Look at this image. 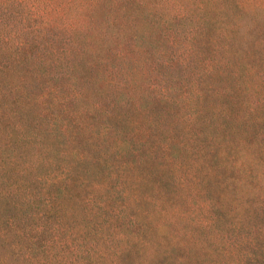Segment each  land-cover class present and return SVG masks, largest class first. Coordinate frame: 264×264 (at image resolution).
<instances>
[{
	"label": "trees",
	"instance_id": "16d2710c",
	"mask_svg": "<svg viewBox=\"0 0 264 264\" xmlns=\"http://www.w3.org/2000/svg\"><path fill=\"white\" fill-rule=\"evenodd\" d=\"M263 26L264 0H0V264H143L148 238H174L165 217L174 197L193 198L198 168L228 191L207 202L199 224L212 230L237 215L223 220L231 235H209L207 259L264 264V197L255 209L247 198L264 193V141L247 137L252 115L264 123ZM159 67L197 72L198 82L190 100L160 98L150 115L140 99L154 92ZM109 90L122 109L92 104ZM206 95L224 101L212 106ZM179 102L193 104L188 127L211 107L205 123L217 119L216 131L179 138L149 118ZM100 115L133 134L105 136Z\"/></svg>",
	"mask_w": 264,
	"mask_h": 264
},
{
	"label": "rangeland",
	"instance_id": "374dc122",
	"mask_svg": "<svg viewBox=\"0 0 264 264\" xmlns=\"http://www.w3.org/2000/svg\"><path fill=\"white\" fill-rule=\"evenodd\" d=\"M13 9L16 10V6H13ZM9 22L16 25V21H13L12 19H9ZM264 35V26L263 28L257 33V37H261ZM57 39H59V36H56ZM255 39V40H256ZM54 44H57V42H54ZM59 44V42H58ZM260 57L256 56L254 57L253 62L257 63L259 62ZM152 76H154V79L156 81V84L154 85V92L151 94L150 98H152L149 102L148 100L150 98H142L140 99V103L146 107V108H152V111H149V114L152 115L160 113L163 109L164 102L160 103L159 99L164 98L166 96L177 99L180 96L181 97H187L188 100L193 97L195 91L192 89L194 88L195 84L198 82L197 79V72L188 74L187 70L185 68H168V67H159L152 70ZM119 80H121V77H118ZM209 82H212V78L210 77ZM96 86V85H94ZM129 88V86H128ZM122 92H125L126 89H122ZM260 94H264V90H259ZM119 91L109 90L108 92H105L104 94H99L95 96V100H93L92 104H99L100 101L104 103V110L106 112L112 110L115 111V109H122V104L119 101V98L122 95H119ZM254 96V95H253ZM252 96V97H253ZM256 99H260L259 95L255 96ZM206 104H210L213 106V104L221 103L224 101L222 100H213L210 96L206 95ZM170 101V100H169ZM255 99L253 100V102ZM160 104L159 107L153 108L151 105H157ZM171 104V113H165L163 117H149L151 119H159L164 121H167L168 123H171L175 127V134L179 138H186L190 135L192 132L199 133V140H206L207 136H210L216 131V127L219 126V122L217 119H212L211 122L206 125V121L210 119L212 108L205 105V111L203 115L208 116L207 119H196L194 123L191 125V127H188L183 122V117L185 114H189L191 109L193 108V104L190 103L188 105H185V102H179L178 105H175L173 103ZM257 105V104H255ZM219 107V105H217ZM160 108V109H159ZM168 109V108H167ZM242 109H240L241 112ZM191 113V112H190ZM164 114V112L162 113ZM102 121L100 124L103 125H109V131L105 133V136L108 135V137L116 135L120 137L124 135H127L131 137L133 134V129L130 128L127 124H112V120H108L106 115H100ZM249 117V116H248ZM252 122H258L259 118L255 116H251ZM255 117V118H254ZM255 123L256 127H250V130L248 132L247 137H257V140L264 141V123ZM112 124V125H111ZM214 124H216L214 127H212ZM192 128V129H190ZM96 134V131L94 132ZM253 134H257V136H253ZM112 135V136H111ZM128 138V137H127ZM136 156V151L133 152V154H127V159H132ZM216 159L219 157V154L215 155ZM114 155H110V159H113ZM203 159V158H202ZM209 159L214 161V155L210 154ZM264 168V165L262 166ZM191 169H195L193 166ZM159 178L164 180V175L161 171H156ZM215 172L219 173V175L222 177L224 171L222 169H216ZM200 176V180L198 177ZM205 172L203 168H198V174L197 179L192 184V196L193 198L189 196L186 200L185 197H174L172 200L171 205L173 206V209L169 212L170 215L166 216L165 219H170L172 221V225L170 227V234H175L173 239H159L161 235H158V237H152L148 238L151 241V246L149 249L148 255L145 257L143 264H200L203 262V264H212V261H209L206 257V253L203 252V249L205 245L210 248V245L207 244L208 237L210 234H219L220 232L224 235H231V231L227 229L225 226V220L226 224H234L237 220V215L235 213L230 214L228 217L224 219H220L219 222H216L217 228L214 225V228L211 230L210 225H204L206 221H203V224L201 223L200 219L204 218L207 214V202L210 200H217L219 197L223 196L224 194H228V191L224 189V183L220 182L218 180H213L209 184H206L204 182L205 178ZM259 176V175H257ZM260 177V176H259ZM166 190L164 194H167L169 192L168 189ZM145 190L143 187L140 188V192H144ZM158 192V189L155 188L152 190L153 195H156ZM229 192L232 196H235L237 198L242 197V190L240 188L234 187L233 185L230 186ZM170 193V192H169ZM160 195V192L157 193ZM162 195V194H161ZM261 196V197H260ZM260 197V198H259ZM264 197L263 190H258L257 192L249 193L247 194V198L249 203L254 206L253 209H255V205L259 203V201ZM186 201V202H185ZM218 210L221 213V210H224L222 206H217L215 210ZM185 211V213H181ZM181 213V215H180ZM202 220V219H201ZM224 220V221H223ZM188 230H191L188 233ZM163 232H159L160 234H163ZM168 234V232H166ZM170 234H168L170 236ZM189 234V235H188ZM198 238L200 241V247L201 250H194V248L190 247L189 240L192 241L194 238ZM171 240H176L174 243ZM159 241V242H158ZM198 241V240H197ZM217 249V248H216ZM218 261L222 262L220 264H226V259L222 256H220V259ZM91 264H109L108 262H100L97 263L95 261L91 262Z\"/></svg>",
	"mask_w": 264,
	"mask_h": 264
}]
</instances>
